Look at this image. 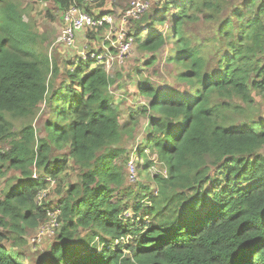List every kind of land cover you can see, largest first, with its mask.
I'll return each mask as SVG.
<instances>
[{
  "label": "trees",
  "instance_id": "obj_1",
  "mask_svg": "<svg viewBox=\"0 0 264 264\" xmlns=\"http://www.w3.org/2000/svg\"><path fill=\"white\" fill-rule=\"evenodd\" d=\"M75 1L111 13L54 0L62 11ZM134 24L138 47L152 53L144 64L171 42L166 59L185 86L161 88L136 69L148 104L127 112L148 129L131 156L156 187L128 184L126 97L111 91L107 65L79 56L61 66L19 1L0 0V179L19 172L0 195V264H33L26 228L57 206L56 240L35 264H264V0H157ZM45 102L40 138L33 121ZM71 164L76 181L65 176ZM49 177L55 205L40 198Z\"/></svg>",
  "mask_w": 264,
  "mask_h": 264
},
{
  "label": "rangeland",
  "instance_id": "obj_2",
  "mask_svg": "<svg viewBox=\"0 0 264 264\" xmlns=\"http://www.w3.org/2000/svg\"><path fill=\"white\" fill-rule=\"evenodd\" d=\"M21 8L23 10V15L26 21L32 24L33 29L37 32L41 33L45 37V42H47V49L52 58L58 60L61 66H64L66 61L72 60L77 57L86 56L92 48L100 51L109 47V42L106 41V29H102L99 31L97 38L91 37L88 35V30H82L77 35V41L75 46H67L61 43H57V38L63 27V18H62V10H60L54 0H18ZM132 0H105V4L100 6V1L98 0H88L86 5H91L92 9L95 10H104L111 11L118 14L123 11ZM151 2L150 11H152L157 4V0H148ZM120 24V22H119ZM128 29L132 32L137 28L134 24V21L130 22L128 25ZM147 29V27L145 28ZM144 29V30H145ZM191 30H200L203 34H206L207 31L201 25H194L190 27ZM206 37V35H202ZM172 48V43L168 42L165 44L158 52V61L151 67H148L144 64V60L148 59L152 53L143 51L138 47V44L134 43L133 49L126 56L122 63L114 62L112 67L107 71L111 76L115 77L116 82L111 86V91L116 97H126V100L123 104H120V110L122 111L120 115V119L123 125L127 126V134L124 135V146L128 151V154L131 156L133 151L139 146L144 137L147 134L148 129V120L146 118L141 119L136 122L137 125L131 126V119H129V115L127 112V108L132 106H141L144 104H148L147 99L144 96H139L136 94L137 92V79L136 69L143 71L145 76H148L152 82L158 84L161 88L166 87H176L182 90L185 89L184 85H180L176 79V74L181 69L178 64L168 61L166 58L170 54V50ZM148 67V68H147ZM116 72H120L119 76H116ZM64 78V74L57 80V84L61 82ZM122 85V86H120ZM125 91H128L130 95L127 97ZM48 109L47 103H43L40 108L36 118L33 121V125L37 130V135L40 138L46 136V132L44 130V122L46 118H48ZM244 121H248L246 118ZM4 146V144L0 145ZM6 147V145L4 146ZM67 152L66 150L62 151ZM61 152V153H62ZM57 153V152H56ZM155 157V154L153 155ZM137 159L136 153L133 156ZM157 165V163L155 164ZM72 167L66 170V179L76 181L78 178L79 169L75 167V165H70ZM141 170L144 168L142 165ZM155 170H162L160 166H158ZM35 169L33 168V172ZM163 171H165L163 169ZM37 175H40V172L36 171ZM16 178L19 176V172L15 171V169H11L8 171V174L0 179V195L4 193V187L6 186V180L8 177ZM16 178H11L9 180H13ZM7 180V182H9ZM140 182H144V184L149 183L152 186L156 187V184H152V182L140 176ZM128 184H130L128 180ZM134 187V186H133ZM57 182L49 185L48 188L45 189L47 195V201L52 205L58 202L59 192L56 190ZM137 190V187H134ZM48 219L43 223H39L38 225H29L26 228V239L27 243L24 247L25 252L31 256L33 264L37 261H40L42 258H48V252L53 246L54 241L56 240V230L55 233L51 235H41V229L46 225ZM33 239L36 242L32 241Z\"/></svg>",
  "mask_w": 264,
  "mask_h": 264
},
{
  "label": "built area",
  "instance_id": "obj_3",
  "mask_svg": "<svg viewBox=\"0 0 264 264\" xmlns=\"http://www.w3.org/2000/svg\"><path fill=\"white\" fill-rule=\"evenodd\" d=\"M151 2L148 0H132L130 4L120 13L98 12L91 14L82 9L77 3L71 5L63 12V28L57 42L68 46H75L77 35L82 30H95L97 28L106 29L105 39L109 42V47L100 51H93L86 56L95 59L100 63H105L110 69L114 62L122 63L126 56L133 49L135 43L134 32L128 29V24L141 19L149 10ZM120 22V24H119ZM114 50V51H112ZM129 179L131 182L137 181V171L134 160L129 162ZM46 196V192H40V198ZM48 221L41 229V235H51L60 226V209H48ZM32 241L36 242L35 239Z\"/></svg>",
  "mask_w": 264,
  "mask_h": 264
},
{
  "label": "clouds",
  "instance_id": "obj_4",
  "mask_svg": "<svg viewBox=\"0 0 264 264\" xmlns=\"http://www.w3.org/2000/svg\"><path fill=\"white\" fill-rule=\"evenodd\" d=\"M87 1H88V0H87ZM75 3H77V4L80 6V4H79L78 2H76V1H75L74 3H72L71 5H73V4H75ZM71 5H70V6H71ZM70 6H69V7H70ZM69 7H68V8H69ZM80 7H81V6H80ZM81 8H82V7H81ZM66 9H67V8H66ZM66 9H65V10H66ZM82 9H83V8H82ZM65 10H64V11H65ZM84 10H86V9H84ZM64 11H63V12H64ZM63 12H62V18H63ZM100 12H103V11H100ZM89 13H90V12H89ZM107 13H110V12H107ZM111 13H112V12H111ZM62 28H63V27H62ZM142 28L145 29L146 26H143ZM97 29H98V28H97ZM87 30H88V29H87ZM90 30H91V29H90ZM135 30H136V29H135ZM61 31H62V30H61ZM134 33H135V31H134ZM57 43H58V42H57ZM61 44H64V43H61ZM64 45H66V44H64ZM67 46H68V45H67ZM69 47H71V46H69ZM131 159L134 160L135 158H133V156H131L130 160H131ZM130 160H129V162H130ZM134 163H135V160H134ZM135 166H136V164H135ZM34 169H35V172H34V175H33V176H34L35 178L39 179V178L41 177L42 174L40 173V175H37V174H36V168L34 167ZM128 170H129V167H128ZM136 171H137V181H139L140 178H139V174H138L137 167H136ZM164 172H165V171H164ZM165 173H166V172H165ZM47 180H50V181H51L50 185H52L53 183H56V181H55L53 178H51V177H49ZM137 181H136V182H137ZM129 182H130V183H136V182H131L130 179H129ZM42 192H46V191H42ZM46 195H47V193H46ZM45 198H46V196H45ZM56 208H59V209H60L59 206H57ZM47 213H48V212H47ZM60 214H61V211H60ZM47 215H48V214H47ZM126 215H127V216H130L129 213H127ZM59 217H60V215H59ZM48 218H49V217H48ZM58 220H59V219H58ZM59 222H60V221H59ZM59 228H60V226L56 229V232H57V230H58ZM128 239H129V238H126L125 240L127 241ZM118 241H119V240H116V243H117Z\"/></svg>",
  "mask_w": 264,
  "mask_h": 264
}]
</instances>
